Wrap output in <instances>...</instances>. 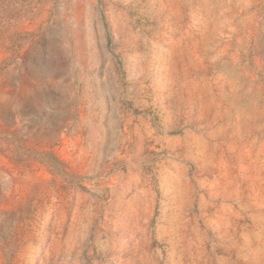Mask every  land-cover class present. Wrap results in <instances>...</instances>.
<instances>
[{
  "label": "rangeland",
  "instance_id": "obj_1",
  "mask_svg": "<svg viewBox=\"0 0 264 264\" xmlns=\"http://www.w3.org/2000/svg\"><path fill=\"white\" fill-rule=\"evenodd\" d=\"M0 264H264V0H0Z\"/></svg>",
  "mask_w": 264,
  "mask_h": 264
}]
</instances>
